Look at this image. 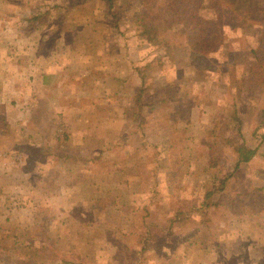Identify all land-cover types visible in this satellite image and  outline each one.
Here are the masks:
<instances>
[{
  "label": "rangeland",
  "instance_id": "rangeland-1",
  "mask_svg": "<svg viewBox=\"0 0 264 264\" xmlns=\"http://www.w3.org/2000/svg\"><path fill=\"white\" fill-rule=\"evenodd\" d=\"M112 1L0 0V264H264L263 24L203 70L139 34L158 0Z\"/></svg>",
  "mask_w": 264,
  "mask_h": 264
},
{
  "label": "trees",
  "instance_id": "trees-1",
  "mask_svg": "<svg viewBox=\"0 0 264 264\" xmlns=\"http://www.w3.org/2000/svg\"><path fill=\"white\" fill-rule=\"evenodd\" d=\"M107 2L115 19L113 1ZM138 21L139 34L148 41H157L162 32L176 31L182 35L191 64L197 69L210 70L218 63L212 54L225 41L227 29H242L244 24L264 26V4L260 0H158L146 7L145 14ZM250 52L256 65L264 63V35ZM237 53L230 51L228 54L234 57ZM258 83L264 89V78ZM138 90L144 89L141 86ZM234 145L238 153L234 165L237 168L241 162L249 161L256 150Z\"/></svg>",
  "mask_w": 264,
  "mask_h": 264
},
{
  "label": "crops",
  "instance_id": "crops-1",
  "mask_svg": "<svg viewBox=\"0 0 264 264\" xmlns=\"http://www.w3.org/2000/svg\"><path fill=\"white\" fill-rule=\"evenodd\" d=\"M35 76H34V78H36V80L37 79H39L40 81H43V78H48V77H58V75H60V74H34ZM10 76V75H9ZM9 76H8V74H1L0 75V80H1V85H0V90H1V95H2V102L3 103H5L4 101H5V99H8V94H7V85H4V81H6V79H8L9 78ZM33 78V79H34ZM54 86V85H53ZM24 90V88L22 89V91ZM42 89H41V87L39 86V88H34V87H32V88H30V89H27L26 90V94H28L29 96H28V98H29V100H30V103L32 104V106H33V104L36 102H34V101H31V98L32 97H34V99L36 100V94H39V95H41L40 93H39V91H41ZM45 90H47V91H50L49 92V95L51 96V95H54L55 94V92H54V90H53V88H49V89H45ZM63 93H65V91H63ZM63 93H57V94H63ZM26 94H24V92L21 94V96H23V100H21V106H22V104H23V101H24V95H26ZM57 94H55V96L57 95ZM52 97V96H51ZM14 101H12V103H13ZM16 103V102H15ZM24 103H27V101H24ZM56 103H58V102H56ZM63 104L64 105H66V106H68L67 105V103H64L63 102ZM10 106V105H9ZM44 106L46 107L47 105H46V103L44 104ZM23 108H24V106H23ZM47 108H49V109H51L50 107H47ZM61 109V108H60ZM60 111V110H59ZM49 113H51L50 111H49ZM25 114H27V112H25ZM29 117V116H28ZM30 119H31V116H30ZM30 119H28L27 117H24L23 119H21V126L24 128V127H26L27 125L29 126V125H32L33 127H35L36 128V132H38V133H44L45 134V132L42 130L44 127H47V128H50V126H52L53 125V123H52V120L50 119L49 120V122L47 121H44V120H41V123H32L31 124V122H29V121H31ZM40 135V134H39ZM44 139H46V137L44 138ZM0 142H2V139L0 138Z\"/></svg>",
  "mask_w": 264,
  "mask_h": 264
}]
</instances>
